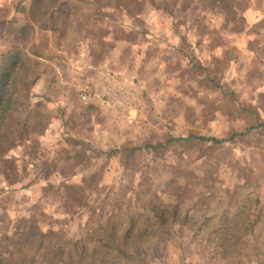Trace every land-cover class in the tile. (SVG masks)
<instances>
[{"label":"rangeland","instance_id":"374dc122","mask_svg":"<svg viewBox=\"0 0 264 264\" xmlns=\"http://www.w3.org/2000/svg\"><path fill=\"white\" fill-rule=\"evenodd\" d=\"M4 1L0 52L22 47L42 57L32 63L30 73L20 74L29 87L20 93L19 102L41 103L38 112L45 130L33 138L35 143L12 149V160L0 162V243L16 231L26 230L33 220L43 231L53 230L61 240L71 241L82 239L108 217L125 225L130 215L139 225L150 214L148 201L155 198L159 204H179L182 215L187 211L197 218L217 215L215 222L222 213L231 220L239 211L245 220L253 221L256 216L260 220H256L254 237L247 238V257L222 260L221 253L207 241L208 230L194 235L192 229L170 223L160 229L159 237L148 238L135 252L146 257L143 264H194L196 259L201 264H258L255 247L264 242V127L258 126L264 120L258 110H264V96L253 98L251 91L243 98L234 95L235 85L230 80L235 77L230 69L234 51H228L226 59L212 68L200 63L184 66L185 61L174 59V26L191 22L207 34L212 27L241 30L243 13L254 1L256 7H264V0H129L130 8L123 10H108L107 0H52L53 10L37 19L25 41L18 40L17 24L29 21L21 10L32 0ZM142 35L161 48L148 50L151 58L157 57L160 70L156 71L154 62L144 69L140 60L127 61V55L125 67L146 81L122 79L131 101H119L117 106L124 105L122 109L115 104V109L102 108L106 116L89 109L93 104H80L78 93L85 88V73L92 64H101L108 51L113 55L114 39L138 43ZM126 49L133 56L138 52ZM255 64L258 67L252 70L258 75L253 76L262 79L264 62ZM145 103L146 123H140L136 117L139 109L134 114V107ZM67 105L77 111L84 107L86 114L78 118L67 115V109H62ZM125 106H129L128 112ZM20 113L25 114L21 118L26 116L24 110ZM62 116L85 138H94L91 121H105L106 140L112 138L119 145L99 148L78 138L62 139L56 160H43L57 152L48 142L46 130L54 118ZM251 127L257 129L248 132ZM58 133L54 130L53 137ZM190 135L228 141L221 145L196 140L171 142V138ZM158 145L157 151L152 149ZM35 157L42 158L44 175L49 177L56 165L63 176L53 178L46 187L43 182L35 183L34 170L28 171L34 169L29 164ZM15 251L17 246L12 244L4 249ZM260 251L264 263V247ZM115 261L125 264L121 257ZM37 264H42L40 256Z\"/></svg>","mask_w":264,"mask_h":264},{"label":"trees","instance_id":"16d2710c","mask_svg":"<svg viewBox=\"0 0 264 264\" xmlns=\"http://www.w3.org/2000/svg\"><path fill=\"white\" fill-rule=\"evenodd\" d=\"M21 2L23 1L21 0ZM128 4L129 0H107L105 6L108 10L119 8L123 10L130 8ZM222 7L226 9L225 6ZM51 10H53L52 0H32L28 8L24 6L21 11L28 16L29 21L17 24L18 40H27L38 23L37 19L48 15ZM40 57L37 53L23 50L22 47L5 53L0 52L1 163L12 160L10 157L12 149L16 146L22 145L21 147H23L26 144L35 143L33 138L42 135L45 130L43 117L38 112L41 103L32 105L29 102H19L20 93L29 87L24 76H20V74L30 73L32 63ZM21 110L26 112V116H28H25L26 119L25 117L21 118L22 115H25L19 114ZM258 126L264 127V122ZM257 127L249 128L248 132L256 130ZM16 138L21 141H14ZM171 140V142L196 140L212 145H221L228 141L195 135L179 139L171 138ZM159 147L160 145L152 147V149L157 151ZM54 166L57 171V166ZM61 175L63 176L62 173ZM6 179L9 177L7 176ZM148 209L151 215L148 214L139 225L130 215L125 225L118 223L116 217H108L95 230L88 231L89 233L78 241L61 240L55 231H43L36 225L37 221L33 220V223L29 222L26 230L20 229L12 238L7 237L4 243H0V247H2L0 248V264H37L39 256L42 259V264H120L115 261L117 257H121L125 264H143V258L146 257L135 252L147 242L148 238L159 237L160 229L170 223L192 229L194 235L208 230L207 238H210L207 241L221 253L222 260L247 257L248 254L244 253V248L249 244L247 238L254 237L256 224L260 220V216H256L253 221L245 220L244 213L239 211L231 220H228L222 213L219 220L215 222L218 218L217 215H203L197 218L188 211L182 215L179 204H159L155 202V198L153 201H148ZM10 244L16 245L17 251L14 253L4 252L5 247ZM262 247H264V242L261 247L259 245L255 247V261L258 264H264L262 261L260 262Z\"/></svg>","mask_w":264,"mask_h":264},{"label":"crops","instance_id":"0c3cea01","mask_svg":"<svg viewBox=\"0 0 264 264\" xmlns=\"http://www.w3.org/2000/svg\"><path fill=\"white\" fill-rule=\"evenodd\" d=\"M4 2L6 1L0 0V8L6 7L4 6ZM251 4L252 5L250 6V8H248V10L243 13L245 25L244 28L241 30H234L230 27L226 28L225 26L224 28L210 27L211 34H207L206 32L203 33L199 27H195L194 24L191 22H186L184 25L179 27L174 26V59H179L180 62L185 61V63H182L184 66H193L196 63H200L203 66H209V68H212L214 64L219 60L226 59L228 51H234V57L230 59V69H234L233 74L235 75V77H232V79L230 80L235 85L234 95L238 98H243L247 96L249 94L248 91H251V97L253 98H256L258 95L264 96V77L262 79H258L257 76H253V73L258 75V71L256 69L252 70L258 67L256 66L257 64H255V62L258 63V61L260 60L264 62V28L262 27L264 25V7H256L255 1ZM23 6L28 5L25 4ZM6 13L8 12L6 11ZM212 13L218 14L219 12L217 13V11L215 12V10H213ZM221 15L223 17V21H226L224 13ZM216 16L218 17V15ZM214 28H216L217 32ZM148 33H150V31H147L145 34H147L148 36ZM215 38L218 39L217 42ZM109 41L110 40H107V42ZM114 41L115 46H113V55L110 51H108V56L106 57V59L103 60L101 64H92L91 67H89L91 68V70L86 69V71L89 70L90 72L88 71V73L86 72L84 75L86 76L83 79L85 80V83L89 82V79L100 81V83H104V81H107L111 84L114 83L116 85L121 86H124L122 79L127 82L131 79H136L140 82H146L137 79V77H134L133 70H130L129 66L128 68L125 67L124 63L127 55L129 56V59L127 61L133 62L132 60L134 59L140 60L144 69H147V67L148 69H150L151 62H154L156 63V71L157 69L160 70L158 67H160L161 64L159 62H156L157 57H150V52L148 50L152 48V46L154 47V45L151 44L148 40H146V35H142L138 43H132L126 40L121 41L119 39H114ZM110 43H112V46L113 42L110 41ZM126 48H134L135 50L138 49V52L133 56L132 54L126 53ZM155 48L161 50L160 47H154V49ZM102 53L104 54V50L102 51ZM224 76H219V78L225 81L226 79L224 78ZM161 78L163 79V77ZM146 79L147 78L143 77V80ZM143 93L144 92L142 91V94ZM45 96L47 95L45 94ZM125 96V92L121 90L120 95H116L115 97L123 99L125 98ZM58 101H60V99H58ZM78 101L80 104L83 105L79 98ZM60 102L64 103L62 100ZM253 102H255V100ZM146 104L147 103H145L143 106L140 105V108L137 105H135L134 107V114L135 111L139 109L136 117H139L138 120L140 123H146V113L148 109V106ZM95 106L96 105H91L89 109H93L96 112L101 113L102 115H107L106 113L102 112L104 110L100 106ZM62 109L64 111L67 109V111H65L67 115L73 114L74 118H78V116L81 114H86L87 111L86 108L80 107L78 109L79 113L77 114V108H71L68 105L62 107ZM258 112L260 114L259 116L261 120H264V110L260 109L258 110ZM134 121L136 120L133 118V122ZM104 122L105 121L100 120V123L98 122L97 124L92 123L91 121L92 129L95 130V133H93L92 135L94 138H85V135L79 136V130L69 127L67 118L65 116H62L60 118H54L51 121L50 125H48L49 128L46 130V136L48 135V142L56 146L58 149L56 153H52L51 155L49 154V156L51 157L43 158V160H46L48 162H54L56 160L57 154L62 149V139L70 140L78 138L83 142H88L92 144V146L99 148L109 145H119V143L114 141V139L112 140V138L109 141L106 140L108 132H106L105 130L108 127L106 124H103ZM54 130H57L59 132L57 134V137H53L52 135L54 133ZM87 139L90 140L88 141ZM41 159H37V157H35L34 160L31 161V164H29V166H33L34 169L30 168L28 171L34 170V180L36 181L34 182L37 184L43 182L44 186L46 187L52 182L53 178H61V174L54 170L49 177L47 176L48 174L44 175V173L41 171ZM194 264H201V261L196 259Z\"/></svg>","mask_w":264,"mask_h":264},{"label":"built area","instance_id":"2783aa9c","mask_svg":"<svg viewBox=\"0 0 264 264\" xmlns=\"http://www.w3.org/2000/svg\"><path fill=\"white\" fill-rule=\"evenodd\" d=\"M106 81V83H100V81L90 80L83 85L85 88H81L78 93V98L83 104H93L98 105L103 109L110 110L111 108L115 109L117 107L122 109L124 105L117 106V103L120 101L122 103H129L131 101V93L126 91L124 86L116 85ZM121 90L126 94L125 98L115 97L120 95ZM125 99V100H124ZM116 107H115V105ZM114 106V107H113ZM126 111H128L129 106H125Z\"/></svg>","mask_w":264,"mask_h":264}]
</instances>
